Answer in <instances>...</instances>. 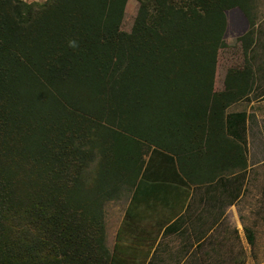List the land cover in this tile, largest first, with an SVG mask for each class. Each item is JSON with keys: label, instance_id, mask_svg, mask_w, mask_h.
Returning a JSON list of instances; mask_svg holds the SVG:
<instances>
[{"label": "trees", "instance_id": "trees-1", "mask_svg": "<svg viewBox=\"0 0 264 264\" xmlns=\"http://www.w3.org/2000/svg\"><path fill=\"white\" fill-rule=\"evenodd\" d=\"M126 1L0 0V264H115L105 204L157 157L199 179L247 168V113L228 108L254 70L214 79L229 9L252 47L254 0H137L128 32Z\"/></svg>", "mask_w": 264, "mask_h": 264}, {"label": "crops", "instance_id": "crops-1", "mask_svg": "<svg viewBox=\"0 0 264 264\" xmlns=\"http://www.w3.org/2000/svg\"><path fill=\"white\" fill-rule=\"evenodd\" d=\"M160 159L147 179L115 200L124 202L106 234L115 264H250L262 223H255L253 204L243 203L251 199L246 169L199 179Z\"/></svg>", "mask_w": 264, "mask_h": 264}, {"label": "rangeland", "instance_id": "rangeland-1", "mask_svg": "<svg viewBox=\"0 0 264 264\" xmlns=\"http://www.w3.org/2000/svg\"><path fill=\"white\" fill-rule=\"evenodd\" d=\"M34 1L43 2L44 0ZM253 6L256 23L252 34L254 43L247 52L244 51L242 36L249 29V23L240 9L232 8L227 11L228 23L224 35L226 46L219 49L217 54L214 89H223L225 75L230 69H241L246 62L252 65L256 78L255 88L251 94L252 104L249 98H245L232 104L228 111H245L247 113V131L244 134V139L247 150L246 158L249 164H247L246 171L241 174H245L244 178L251 190V199H246L243 203L251 202L253 204V213L257 215L255 223L260 221L262 223L261 231L257 232L253 241L250 264H264V0H254ZM137 9V0L126 1L120 25L121 30L130 31ZM237 127L235 128L237 129ZM123 208V201L117 204L113 200L105 204L106 234H111L110 231L115 229ZM260 210L261 214L259 215Z\"/></svg>", "mask_w": 264, "mask_h": 264}, {"label": "clouds", "instance_id": "clouds-1", "mask_svg": "<svg viewBox=\"0 0 264 264\" xmlns=\"http://www.w3.org/2000/svg\"><path fill=\"white\" fill-rule=\"evenodd\" d=\"M15 2V0H14ZM34 2V0H22V3L28 6H31V4ZM40 9H35V11H39ZM26 26V25H25ZM79 41L75 38H70L67 41V47L70 49H78L79 48Z\"/></svg>", "mask_w": 264, "mask_h": 264}]
</instances>
